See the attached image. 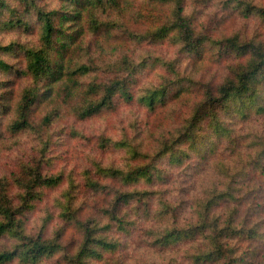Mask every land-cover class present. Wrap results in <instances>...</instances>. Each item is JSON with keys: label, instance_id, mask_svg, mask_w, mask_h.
Instances as JSON below:
<instances>
[{"label": "trees", "instance_id": "trees-1", "mask_svg": "<svg viewBox=\"0 0 264 264\" xmlns=\"http://www.w3.org/2000/svg\"><path fill=\"white\" fill-rule=\"evenodd\" d=\"M54 1L0 0V146L11 147L10 143H17L23 133H31L40 144L36 154L22 161L16 171L0 174V237L8 236L11 241L0 246V264L15 259L40 264L63 250L64 228L53 237H45L42 232L32 234L27 231L24 216L40 187L62 179L59 174L45 173L43 168L48 161L51 130L64 116L90 118L111 106L117 95L132 100L130 84L138 72L159 61L164 63L174 79L166 77L140 96V101L154 108L159 101L164 102V96L185 98L190 104L188 113L184 118L171 119L167 126L163 123V130L148 149L127 140L115 143L126 149L132 162L124 166L98 164L97 172L122 186L138 177L151 178L157 170V160L166 155L171 162H183L190 149H200L204 143L211 147L214 138L226 136L234 142L233 130L221 114H244L248 105H261L264 100L262 40L242 42L238 37L229 38L225 46L247 57L221 83L199 81L198 96L184 89L189 87L185 80H178L177 60L165 61L144 50L146 44L162 39L199 57L212 47L209 42L217 47L218 42L210 41L197 29L191 0ZM255 11L264 19V7H256ZM222 44L219 49H223ZM15 76L24 79L18 92ZM6 85L7 90L2 88ZM185 143L188 148L183 149ZM248 144L250 150L241 157L240 164L235 161L231 166L229 161L218 160L217 181L205 188L204 198L195 202V221L182 227L173 221L168 225L175 214L170 203L161 201V208L155 212L158 229L149 230L153 245L163 248L173 242L189 241L193 251L187 258L192 264H241L249 259L251 250L241 252L237 241L264 234L261 225L237 222V206L226 214L214 211L221 201L235 203L242 199L241 182L250 167L260 169L258 175L264 180V135L253 134ZM86 174L93 190L106 188L88 171ZM70 183L73 186L58 203L66 221H74L81 241L76 251L66 254L64 264H98L104 251L120 246L110 231H127L133 223V219L126 218L123 206L156 193L116 188L111 193L109 209L102 212L104 218H109L102 223L94 214L80 217V206L74 207L72 178Z\"/></svg>", "mask_w": 264, "mask_h": 264}, {"label": "rangeland", "instance_id": "rangeland-1", "mask_svg": "<svg viewBox=\"0 0 264 264\" xmlns=\"http://www.w3.org/2000/svg\"><path fill=\"white\" fill-rule=\"evenodd\" d=\"M190 2L192 8H195L197 29L207 34L210 41L212 39L218 42L217 47H213L212 41L209 42L212 47L199 57L186 49L180 50L177 45H171L167 39H162L155 44H146L144 50L153 52L150 54H155L165 61L177 60L178 80H185L189 87L184 89H191L193 94L198 96L201 89L199 81L209 80L219 84L247 57L241 51L225 46L229 38L238 37L242 42L264 41V19L255 11L256 7H264V0ZM48 4H52L51 1ZM221 42L224 44L223 49H219ZM163 64L159 61L138 72L130 84L134 95L132 100L117 95L111 106L90 118L66 115L54 125L51 130L48 161L44 163L43 169L45 173L59 174L62 179L56 184L39 188L40 193L32 201L24 219L28 232H42L45 237H53L58 229L64 228L61 240L63 250L46 257L40 264H64L66 254L76 251L81 241L80 231L73 225L74 221H66L58 203L63 199L64 193L73 186L70 178L75 183L74 207L80 206V217L83 219L94 214L102 219V223L109 218L107 215L104 218V208L109 209L108 205L113 197L111 193H114L116 188L156 192L150 197L133 200L123 206L126 218L133 219V223L127 226V231L120 232L115 228L110 231L111 235L117 237L120 246L114 251H104V258L97 260L98 264H118V261L122 264H192L187 258L193 251L191 242H173L163 248L151 243L149 230L158 229L159 224L155 212L161 208V201L165 200L171 204L172 214H175L168 225H172L173 221L176 226L182 227L189 221H195V202L204 198L205 188L217 181L218 160L229 161L231 166L235 161L240 164L241 157L250 150L248 142L253 134L264 135V100L261 105H248L244 114H221L233 130L231 135L235 138L234 142L226 136H221L222 139L214 138L215 144L211 147L204 143L200 149H190L189 156L183 162H171L170 156L166 155L157 160V170L151 178L138 177L121 186L122 183L117 180L97 172L98 164L124 166L132 162L126 149L118 147L115 143L127 140L140 144L141 149H148L152 146L155 136L163 130V123L167 126L171 119L184 118L188 113L190 104L184 101L185 98L164 96V102L159 101L154 108L140 101V96L153 86L161 84L166 77L174 79ZM15 80L14 87L18 92V88L24 84V79L15 76ZM2 88L7 90L9 86ZM187 92L184 91V94ZM206 125L207 122H203V126ZM208 130L204 129L205 132ZM34 137L31 133H23L17 138V143H10L11 147L0 146V174L16 171L22 161H27L36 154L40 144ZM185 148H188L186 143L183 145V149ZM253 168L247 170L245 179L241 182L244 187L242 199L235 203L221 201L214 211L226 214L231 207L237 206V222L244 220L247 226L257 222L264 233V180L258 175L261 170ZM86 171L90 177L105 184L106 188L101 191L93 190L88 184ZM261 236L237 241L241 252L251 250L249 259L241 264H264V237ZM9 241L8 236L0 237V246L8 244ZM6 264L26 263L15 259Z\"/></svg>", "mask_w": 264, "mask_h": 264}]
</instances>
